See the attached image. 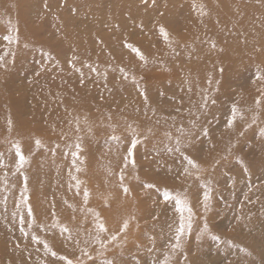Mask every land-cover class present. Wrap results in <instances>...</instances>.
Segmentation results:
<instances>
[{"label": "rangeland", "instance_id": "obj_1", "mask_svg": "<svg viewBox=\"0 0 264 264\" xmlns=\"http://www.w3.org/2000/svg\"><path fill=\"white\" fill-rule=\"evenodd\" d=\"M0 56V264H264V0H0Z\"/></svg>", "mask_w": 264, "mask_h": 264}, {"label": "bare ground", "instance_id": "obj_2", "mask_svg": "<svg viewBox=\"0 0 264 264\" xmlns=\"http://www.w3.org/2000/svg\"><path fill=\"white\" fill-rule=\"evenodd\" d=\"M260 14V13H259ZM258 16V15H257ZM174 17H176V16H174ZM258 19V18H257ZM31 32V31H30ZM28 33V32H27ZM261 42V41H260ZM219 45V44H218ZM217 47V46H216ZM231 47V46H230ZM229 48V47H228ZM263 49V48H262ZM218 50H216V52H217ZM260 51V50H259ZM220 52V51H219ZM236 54V53H235ZM234 54V55H235ZM216 55V54H215ZM230 55V54H229ZM262 60V59H261ZM131 61L129 60V63H130ZM119 63V61H116L111 67H116V66H118L117 64ZM116 65V66H115ZM201 79V78H200ZM173 81H175V80H173ZM202 85V84H201ZM155 86V85H154ZM179 86V85H178ZM182 90H184L185 92H186V87L185 86H182V88H181ZM180 89V90H181ZM179 90V89H178ZM189 93V92H188ZM206 92H204L203 91V89L200 91V93H199V95H204ZM104 95H105V93H104ZM109 95V94H108ZM256 97V94H252L251 96H249L248 97V99L247 98H245V100L249 103V102H253L254 101V99H256L255 98ZM77 100V99H76ZM217 101V100H216ZM84 105H83V107H81V112L79 113V115L77 116V118L80 120V118L83 116V111L84 110H86V109H88V108H90V107H92L91 106V104L88 102V101H85L84 103H83ZM138 104V103H137ZM11 105L12 106H14V109L16 110V112L17 113H19V115H22V113H21V105L19 104V102H16L15 104L13 103H11ZM73 105H75V104H73L72 102H70V103H68V104H65V105H63V108H64V110H68V109H70ZM136 105V104H135ZM239 106V105H238ZM120 109V108H119ZM244 108L241 106L240 108H239V110H241L240 112H242V110H243ZM129 110V109H128ZM146 111V110H145ZM144 112V109H142L141 107H136L135 108V110L133 111V112H126L125 111V113L124 114H122L123 116H118L117 115V117L115 116L111 121H110V123L111 124H117V123H119V122H121V121H123V120H121L122 118L121 117H126V118H128L129 116H132V115H137V114H140V113H143ZM145 113V112H144ZM196 113V112H195ZM200 113V112H199ZM218 113H219V109H217V110H215L214 108H212V109H210L209 110V118H210V120H212V124L215 122V120H216V118H217V116H218ZM59 116H62V117H64V115H62V114H60ZM59 116H57V117H59ZM114 116V115H113ZM62 117H60V118H62ZM139 117V116H138ZM158 117V114H157V112L156 111H154V112H147V115H146V118H145V120H152L153 118H157ZM207 118V117H206ZM76 119V118H75ZM208 119V118H207ZM65 120V119H64ZM82 120V119H81ZM34 120H33V118L31 119H28V120H26V121H24V120H22L21 119V117H20V120H19V122H16L17 123V125H21L20 127H26L25 125L26 124H30V123H32ZM232 123H231V125L225 130L224 129V131L221 133V137L219 138L218 137V135H214V136H212V137H215V140L217 139H219V142H215L214 143V145L216 146L215 148H217V149H219V150H221V148H223L225 145H226V143L227 142H229V140L228 139H231V138H233L238 132H239V130H240V126H239V124H238V122L235 120V121H231ZM72 123H75V122H73V121H71V120H69L68 121V127H70V125L72 124ZM164 126H166V128L168 127L167 125H165V124H163ZM204 125H201V127H202V129H206V126H204ZM67 127V128H68ZM6 128H7V126H6ZM36 128V130L37 129H41L42 127H38V126H36L35 127ZM164 128V127H163ZM180 132H181V130H180ZM166 133H167V131H165V130H162V129H158V131H157V133L156 134H154L153 135V138H158V137H166ZM204 140H199L198 141V143L197 144H195L194 146H193V149H196V147L198 146V145H200V144H202V143H204L203 142ZM149 154L150 155H160V154H164V155H167V156H170V155H172L173 156V158H174V154H175V152H173V151H170L169 149H166V148H163V147H154V148H151L150 149V152H149ZM113 207H114V209H118V210H121V207L120 206H118V205H116V203H113V204H111ZM113 207H112V209L110 210V212L112 211V212H115L116 210H114L113 209ZM91 213V212H90Z\"/></svg>", "mask_w": 264, "mask_h": 264}, {"label": "snow or ice", "instance_id": "obj_3", "mask_svg": "<svg viewBox=\"0 0 264 264\" xmlns=\"http://www.w3.org/2000/svg\"><path fill=\"white\" fill-rule=\"evenodd\" d=\"M160 31H161V33H162L163 35H165V36L167 35V34L165 33V30H164L163 28H161ZM4 39H5V40H8V41H10V42H13V40H14V38L9 37V36H5ZM133 51L137 52V55H140L138 49H135V48H134ZM140 58L143 59V56L140 55ZM3 59H4V58H3L2 56H0V66H2V64H3ZM121 71H123V69H121ZM257 78H258V79H261V80H264V70H261L260 72H258V74H257ZM141 95H143V93H141ZM233 112H234V113L236 112V109H235V108H233ZM229 125H231V121H229ZM204 134H205V135L207 134V130H204ZM109 139H111V140H119V137L112 136V137H110ZM36 144H37V146H39L40 141L37 140V141H36ZM180 144H181V141H180V140H177V141H176V145H177V146H176V148H175V151H180ZM135 146H136V140L134 139V140L132 141V146L128 148V155H127V157H125V160H126V161L128 160L129 157H131V156L133 155V148H134ZM14 147H15V149H16V156H17V158H18V159H17V170H19L20 168H22V167L24 166V164H25V162H26V157H25V155L21 152L20 147H19L18 144H17V145H14ZM76 148H77V152H73V154H72L74 157H77V156H78V151H79V149H80V145L77 144V145H76ZM169 150L171 151L172 149H169ZM184 159L186 160V163H187V167L184 168V172H185L186 174H190V173H189V168H191V169H196L197 172L201 171L200 166L195 162L194 159L189 158V157H187V156L184 157ZM145 186L148 187V188H152V187H154V185H152V184H147V185H145ZM124 191L127 192L128 189L125 188ZM85 196H87V192H85ZM163 197H164L165 200L170 199V198H171V194H170L168 191H164V193H163ZM21 199H22L25 203H27V197H26V196L22 195ZM207 200H208V195H207V193H206V194H205V201L207 202ZM175 206H176L177 211L183 213V211L187 208V202H186L183 198H181L179 195H177L176 198H175ZM205 206L207 207V203H206ZM188 211L190 212L191 209L188 208ZM28 215H29V217H31V215H32V212H31V209H30V208H29V210H28ZM21 222H23V217H21ZM98 227H99L100 231H104V225H103L102 223L99 224ZM126 227H127V221L125 222L124 226L121 228V231H124V228H126ZM189 227H190V224H189ZM205 230H207V226H206V225H205ZM184 231H185V225H184V223H183V216H181V225H180V227L177 229V232H176V235H175V241H176V242H175L174 244L171 245V249H172V251H175V250H177L178 248H180V246H181V239H182V235H183ZM116 238H117V237H116L115 235H113V236L110 237L109 241H105V243H110L112 240H115ZM33 239L36 240L37 238H36V237H33ZM212 239H214V240H218L219 237H217V236H212ZM45 247L47 248V245H46V244H45ZM53 255H55V253H53ZM85 255H87V252H85ZM60 259H64V260H66V264H72V262H71L70 260H67L66 257H60ZM89 259H91L90 256H89ZM107 264H114V262H112V261H108Z\"/></svg>", "mask_w": 264, "mask_h": 264}]
</instances>
